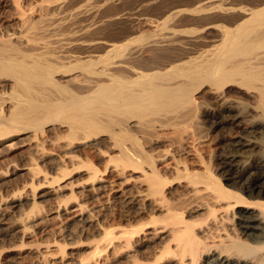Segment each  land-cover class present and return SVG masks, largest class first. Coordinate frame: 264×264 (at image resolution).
Instances as JSON below:
<instances>
[{"label":"bare ground","instance_id":"6f19581e","mask_svg":"<svg viewBox=\"0 0 264 264\" xmlns=\"http://www.w3.org/2000/svg\"><path fill=\"white\" fill-rule=\"evenodd\" d=\"M252 1L253 2H251V3L249 2V5H248V3H246V5H244V4L241 5V4H239V2L237 3L236 0H202V1H200L196 5V7H194L193 9H190V11L192 10L190 13V15H192V16L187 15L188 16L187 18L194 20L195 23H196V21L200 20V25H199V23L197 24L200 27L194 26V29L191 27L193 29L192 33H187V31L190 30V28L189 29L187 28L188 30L186 28H184V29L181 28L180 25L182 23L179 21L180 19H177L178 16L181 15L182 13H184V11H186V10L174 9L171 7L167 8L166 7L165 9L162 10V12H160L161 15H163V17L159 18L155 22L156 28L155 29L153 28L154 30L151 29V30H153V33L149 32L148 35H144L143 34L144 28L142 29L140 27L142 29V30L140 29L141 32L142 31L143 32H142V34H139L140 30H139V27L137 26V27L131 28L130 31L128 29L127 31H129V32L127 34L119 37L115 41H112L110 39H105V38L100 37V36L99 37L89 36L88 34H90L91 30H93V29L96 30L95 27L98 26V27L102 28L103 24H106L107 22L109 24L110 22H112L111 20H113L114 18L119 19L120 16L117 17V15H116V17L115 16L110 17V16L106 15L107 17H109V18H106L104 15V18H103L102 15H99V12L101 13V11H99V8H96L97 6L96 7L89 6L88 9L87 8L84 9L81 7L80 8L75 7L76 8L75 10H73L71 12L68 11L69 15L73 17V18H70V17L69 18L73 19L72 24L75 22L74 21L75 18H78V20L81 24L77 25V23H76V27L74 26L75 29L72 28L73 26L72 27L70 26V29L71 30L73 29L72 33H68L70 31L68 30V32H67L65 30L66 28L62 29L64 27L60 28V30H64V31H66V33L71 34V35H69V37H67V40L65 38V40H66L65 42L62 40L60 41V42H63V43H61L62 44L61 47L64 49V51H67L68 49H70L69 50V52H70V51H72V50L74 51L76 49V48L74 49L73 47H78V48L82 47L84 49L85 48L89 49V47H90L89 50H92V48H91L92 45H97V46L100 45V47H102L100 49L101 50L104 49V51H103L104 53L100 50V52H102V54H100L98 52L99 54L97 55V53H96L97 50H96L95 51L96 55H95V53L92 55L90 52V55H83L82 56V55L78 54V53H82V51L80 52V49H79V51H77L78 49H76L75 54L74 53L73 54H70V53L65 54V52L62 49H60L59 53H61L60 51L62 50L64 53L62 56L64 58L68 59L65 61L63 60V58L61 60V57L59 55L56 56L55 55L56 52L54 50H52V53H50L51 52L50 50L52 49V47H55V45H56V47H58L59 45H57V44H60V42L59 43L56 42L57 44H55L52 47L48 46V45L45 46L44 45L45 42H44V44H41V45L42 46L44 45L45 47L44 48L42 47L41 48L42 50H41L40 48H37V46H35V45H39V44L37 42H34L35 39L34 40L32 39V38H34L33 36H30L29 39H26V36H27L26 33L28 32L27 27L30 26L29 27L30 30H31V28H33V30L35 31L39 26L38 25L39 22L41 23L42 20L40 21V19L42 17L39 18V20L35 19L38 23L35 20L31 21V22H33V23H31L29 21V20H31L30 19L31 17H28V14H27L26 16L29 18L28 19L24 15V17L26 18L24 21L25 22L29 21L31 23L30 24L29 22H27V23H29V25L27 27L25 26L27 32L25 33L26 36L25 35H24L25 37L23 36L25 38L24 41L27 42V40H29V41L31 40L34 42L33 43V42L28 41L24 45L29 46L30 45L29 43H31L35 46V47H33V45H31V47H33L34 49L35 48L39 49L42 52L44 50V52L43 53L42 52L37 53L36 51L34 52V53L39 54V55H36V54L31 55L33 53L25 54L24 52H22V49H21V51L19 49V48H22V46L16 47L15 43H17V42H15V40H14L15 43L11 42L12 37L11 38H10V36L5 37V38L2 37L3 38L2 41H1V37H0V41H1L0 42V80H1L0 82L2 83V81H3V84L4 83L9 84L8 86L11 88V90H9L10 92L9 93L7 92L8 94L6 93L7 94L6 96H9V97L6 98V96L4 95L6 98L5 100H8L9 104H6L4 102L5 101L4 100L3 101L5 103L4 108H3V105L0 107V146H4V148L6 147L9 150H11L10 148H12V147L15 148V146L17 145V142H19V143H21V142L20 141H17V142L13 141V142L6 144L7 141H10L9 140L10 136L13 137L14 134H17L20 131L31 130L32 132L30 131L29 134L31 135V133H32V136L34 138L31 136L30 137L33 138V140H34L35 138L38 137L39 134H43L44 131H47V129H46L47 124L48 125L53 124L59 128L58 129L59 133H60V130H62L63 133L60 134L61 137H58L60 135H57L56 138L58 137V139L60 141V138H62V136H64L65 142L67 141L65 143V146H67L68 149L62 150V148L65 147L64 144L61 143L62 141L64 142L63 139H61L62 140L61 142H59L56 139V143H57V141L59 142L58 143L59 153H57L54 149V151H53L54 154L51 153V154H53L52 155L53 158L50 156L51 154L49 155L48 152L44 151L47 148L43 147L44 143L42 144V142L43 141L45 142L46 139H41L40 141H38V139H36L34 146H31L33 144H31L29 146V144L31 143L30 142L28 144V146H29L28 149L34 148L35 151H37L39 153V154H37V152H35L36 153L35 155L36 156L39 155L41 158L40 160H42V158H43V160L46 159L45 161H48L47 158L48 159H55V160H57V158H59V160L62 161L65 158L66 160L68 159V161L70 160L71 162H73L74 160H78L77 158L79 157V156L75 157V159H74V156L77 155V153L75 154V152L80 151L78 149H77V151L74 150V148L77 147L79 142L82 141V143H83V141L84 142L86 141L89 143V145L91 144L90 146H92V147L96 146L97 144H102V143H98V141H97L98 139L96 140V137L97 136L99 137L100 134L105 133L107 136L106 138H108L110 141H112V143L110 142L111 143L110 148L112 149V151H110L111 150L110 149L109 154H111L110 152H113V153L117 152V154L110 155L109 158L111 160L108 159V160H105V162L111 161L112 164H117L118 166L123 167L122 170H124L125 167H127V166L133 167V169L131 168L132 171L135 170V168H140V171H139V169H136V171L138 170L140 172V174H138V177H139V175H141L144 179L143 181L147 183L146 184L144 182H141L142 184H146L145 187L147 188V192H146L147 194H145V199L146 198L148 199V197L150 198V196H152L153 197V199L151 198L152 200L155 201L154 197L157 199V201L163 200L164 205L166 204L167 207L172 208L171 203L168 204V202L163 199V198H165V195L168 192L167 191L165 193V191H166L165 187L166 188L168 187L167 182H170V180L168 181V178L166 175H165V177L167 179L166 178L164 179L163 178L164 175H162V173H159V171L161 172V170H162V166H165L166 168H167V166L164 165V163L162 162L163 165L161 166V164H160L161 170H159V167L157 166V163H158L157 161L159 159L156 160V158H154L155 156H153V154H150L151 152L150 153L148 152V149L145 145L148 143H150V144L153 143L152 140H154L156 138L154 135L160 131L159 129L162 130L163 127H165L167 125L171 126L173 129H171V128L170 129L174 130L173 132H175L174 134L176 136L174 135L175 137L173 136L174 137L173 140H170V141H177L182 145L184 143L187 144L189 138L195 139V137L203 136L202 135L203 130H202V134H201V130H200L202 128V126H200V129H199V127H197V129H193L194 127L191 128V130H189V129H190V127H192V125H194L193 120L195 121V125H198V121H199L198 117H200L202 115L200 113L202 112L201 110L205 106V105H203L205 101L202 99V95L203 94L206 95V93L212 94L213 97H215L216 104H218V106L217 107L216 106H214V107L209 106L208 108H206L205 109L206 113H204L205 115L207 113L208 114L211 113L212 117H219L222 115L226 116V117L232 116L233 118L232 117L231 118H232L233 122L238 123L240 121L239 118H241L240 113L243 111L242 109L245 108L246 105H250L249 108H251L252 112L254 111L255 115L261 116L259 118L260 119L262 118L263 120L262 119L261 120L264 121V0H252ZM52 3H54V2H51V4ZM107 3L109 4L108 1H107ZM49 4H50V1H49ZM49 4H48V7L50 6ZM68 4H70V3H68ZM102 4H103V2H102ZM41 5H43V4H41ZM53 6H50L49 9L54 10L53 8L55 6L54 7ZM72 6H73V4H72ZM84 6H86V5L84 4ZM100 6H98V7H100ZM51 7H53V8H51ZM56 7H57V5H56ZM44 8H45V6H44ZM60 8H62V7H60ZM57 11H59V10H57ZM53 12H56V11L54 10ZM20 13H21V11H20ZM68 13L66 12V14H68ZM127 13H128V11H127ZM127 13L125 12L124 13L125 16H124V14H123V16L124 17L128 16ZM23 14H25V13H23ZM53 14H55V13H53ZM129 14H130V12H129ZM61 15L63 17V13ZM51 17H53V16H51ZM56 17H59V16L56 15ZM131 17H132V15H131ZM141 17H143V16H141ZM48 18H49V16H48ZM48 18H46V21ZM22 19H24V18H22ZM54 19L52 18V22H54L53 21ZM58 19H60V18H58ZM78 20H76V21H78ZM139 20L141 21L140 25L142 23V26H143V24L145 23V21L147 19L145 18V20H144L142 18H139ZM185 20H187V19L185 18ZM34 21H35V23H37L36 25L34 24ZM63 21H64V19H63ZM63 21H61V24L59 23L58 25L56 24L57 22L56 23L54 22V23L58 27H60L63 25V23H64ZM65 21H66V19H65ZM136 21H138V20H136ZM216 21L217 22L221 21V23H216ZM177 22H179V23H177ZM148 23L149 22H147V24ZM70 24H71V22H70ZM108 24H107V26H108ZM24 25H26V23H24ZM46 25H49V24L47 23ZM74 25H75V23H74ZM99 25H101V26H99ZM36 26H37V28H34ZM67 26L69 28V25H67ZM192 26H193V24H192ZM216 26L218 28H220L219 31L217 30V33L219 34V35H217V36H219V38H217V40H216V38L213 39L214 36H216L213 33V29L214 28L217 29ZM111 28H112V25H111ZM40 29L36 30L37 31L36 33H38L40 30L41 31L40 33H42L41 35H44L45 32L48 31V28H47V31L42 30V28H40ZM30 30H29V32H30L29 34L33 35L31 33H34V31L31 32ZM97 30H98L97 31L98 33L101 32V30H99V28ZM185 31H186V33H185ZM102 32H103V30H102ZM40 33H38V34H40ZM123 33H125V32H123ZM22 34H24L23 31H22ZM68 34H63L62 37H64V35L66 37V35H68ZM91 34H93V33H91ZM28 36H27V38H28ZM58 36H59V34H58ZM88 36L93 37L94 39L89 38ZM117 36H115V37H117ZM19 37H22V36H19ZM95 37H97V38H95ZM22 38H21V40H22ZM48 39H50V38H48ZM21 40H20V42H21ZM45 40H47V39H45ZM211 41H213V42L217 41L218 43L214 44L212 42L210 44ZM203 42H204V44L207 43L206 44L207 46H209V45H212V46L211 47L209 46V48L207 47L205 49H202V48L198 49L199 44L201 46V44ZM208 42H209V44H208ZM19 44L17 43V45H19ZM51 45H53V44H51ZM27 46H26V48H27L26 51L28 50V48L33 50V48H31L30 46L29 47H27ZM48 47H51V48L49 49ZM56 47L54 48V49H56V51H58V49L61 48L60 46L58 48H56ZM82 48H81V50H82ZM30 49L28 50V52H32V51H30ZM88 49L87 50L85 49L84 52H86V51L88 52ZM23 51H25L24 48H23ZM48 52L50 53L49 57L52 56L51 60L55 58L54 62H53V60L51 61L50 58H48V54H49ZM46 53H48V54H46ZM40 54H43L44 56L47 55V58H44L43 55H42V57H43L42 58ZM51 54L55 55L56 57L59 56L60 58L58 57L57 60L60 59L61 61L57 62L56 57L51 55ZM84 54H86V53H84ZM66 61H68L67 64H66ZM76 69H78V71H76ZM72 70H74V72H72ZM62 73H64V74H62ZM59 74H61V75H59ZM231 87H235V90H237V92L240 93V95L237 94L236 99H233L234 97L233 98L231 97L232 99L230 97H228V92L230 91ZM0 95H1V93H0ZM235 95H236V93H235ZM238 95L240 96L239 99H238ZM1 96H3V94ZM0 102H2V101H0ZM1 104L2 103H0V105ZM246 107H248V106H246ZM251 115L253 116L254 114H251ZM257 116H255L256 119L258 118ZM187 119H189V120L191 119V122L187 121ZM184 120H185V122L186 121L187 122L184 123ZM188 122L190 124L192 122L193 123L191 126L188 127V124H187ZM199 122H201V120ZM237 123H236V125H237ZM53 125H52V128L55 127ZM187 128H189V129H187ZM48 130H49V128H48ZM157 130H159V131L157 132ZM56 133H57V131H56ZM29 134H28V136H29ZM165 134H166V132H165ZM170 134H172V133L170 132ZM238 134H240V133H238ZM263 134H264V132H263ZM159 135H160V132H159ZM153 136L155 137L154 139H152ZM30 137H28V138H30ZM3 139H4V141H1ZM5 139H7V140H5ZM21 139H23V138H21ZM24 139H26V137ZM203 139H204V137H203ZM99 140H100V138H99ZM104 140H106V139H103V141ZM109 140H107V142ZM158 140H161V139H158ZM158 140H156L157 144H158ZM260 140H261L260 143L255 145V147H257V149H258V147L260 148L261 153H259V154H261L262 156H261L260 160H257L258 161L257 163H254L252 165L246 164V163H251V162H249L250 160L249 161L245 160L246 163H243L245 161H242L240 159V156H238V154H236L234 152H233V154H231V153L230 154L228 153L226 155L224 154L225 157H224L222 162L225 165V167H228V169L230 170V175L224 177L225 181L220 179L219 178L220 176L212 174V172L209 170V168L206 169L207 171L206 170H205V172L203 171V173L194 172L193 171L194 168L192 169L193 172H191L190 170H188V172H187V170H184L186 173L183 174L182 178L183 177L187 178V182H185V183L189 184V187H190V184L195 186L193 191H194V193L197 191L196 196L199 195L198 193H201V195H203V192H204V195L206 196V198L208 197L210 200H212V204H210L211 201H209V204L206 205L207 213H209L212 217V219L210 217V219H211L210 221H208V222H207V220L203 221L205 218L200 219V220H196V221L190 220L191 218L188 219L184 214L185 212L182 213L183 211L182 212L180 211L181 214H178V213H176L177 211H174V210L171 211L172 209L171 210L167 209L168 211L167 210L166 211H167V214L170 217V219H168V221H166L167 223H164V224H168V225H163V226H161L162 228L159 227L160 228L159 231H158V229H159L158 227H156V226L152 227L147 223H143L145 225L141 224V226L138 225L139 227L136 226V227L129 229V230L119 229V231L121 230V232H122V233L120 232L121 235H118L120 233L117 231L118 230L117 228H110V230L114 229V231L113 230L110 231L109 229H108L109 231H107L105 229L104 231H107L106 236H102L104 234V231L102 230L103 234L101 233L102 234L101 237H104L107 240V242L104 241L105 245H103V246H101L103 244V243H101L100 244L101 248L99 246L95 247L97 250H98L97 247H99V250H102L103 248H105V252L103 249V251L101 253L99 252V255H98V251L95 249L97 252V255L92 254V256L95 255V256H97V258L92 257V258H94V259H92L91 257H88L86 259L87 261L80 262V264H82V263L83 264H96V261H98V259L100 260V258L103 257L104 255H106V257H108V255L112 254L111 252H119V249H122L124 247V245L126 248H123L125 250L122 249L124 252L121 251L120 254L122 255L124 253L125 255L131 256L130 259H133L134 254H135V256L138 255V253L136 251H138V249L142 245H144L145 242H147L145 239H142V237H140V236H142L140 234H147V235H151L150 237H152V236L155 237V236H158L159 232L165 233L168 236H172V239H173L172 245H174V248L172 247L173 248L172 249L170 247V244H167L168 246H166V247L164 246L165 248H163V251H161L162 253L160 252V254L162 256H166V255L169 256V259H165L166 261L168 260L166 262V264H199V261L202 258L204 259V260L202 259L204 261V264L205 263L206 264H264V181L262 180L263 176L260 174V169H261L262 165H264V136H263V138H260ZM21 141H23V140H21ZM49 141H51V140H49ZM54 141H52L53 145H54ZM161 141H163V140H161ZM232 141L234 142V143L232 142L234 146H236V145L239 146L242 144L245 145V142H243L240 138H236L235 140L232 139ZM104 142L107 143L106 141H104ZM199 142L200 141H198V143ZM248 142L246 143L248 145L252 143V141H248ZM56 143H55V145H56ZM253 143H254V141H253ZM13 144H15V146H13ZM108 144H109V142H108ZM55 145L53 146L54 148H55ZM81 145H83V144H81ZM86 145H88V144H86ZM56 147H57V145H56ZM67 147H65V148H67ZM195 147H197V146H195ZM195 147H194V149L196 150V153H197L198 150ZM2 148L3 147H0V156H3L2 153H4ZM99 148H98V150H99ZM172 148L173 147H171V149ZM82 150H84V149H82ZM94 150H95V147H94ZM177 150H178V148H177ZM62 151L64 152V154ZM72 151H74L75 155H72V153L70 154V152H72ZM84 151H87V149H85ZM90 151H92V149ZM104 151H106V150H104ZM104 151L102 153L104 155H107L108 149H107L106 153H104ZM166 151H169V150H166ZM21 152H22V150H21ZM101 152L99 150V152H98L99 155L100 154L102 155ZM33 153H34V151H33ZM83 153L85 155L86 152H83ZM80 154H78V155H80ZM92 154H93V152H92ZM92 154H90L91 157H92ZM94 154L96 155V153H94ZM54 155H56V156H54ZM91 157H89V158H91ZM158 157H159V155H158ZM86 158L89 159L88 157H86ZM86 158H85V160H87ZM98 158H101V157H98ZM0 159H2V158H0ZM33 159L35 160L36 158H32V160ZM80 159L81 158H79V160ZM95 159H97V158L95 157ZM95 159H93V160H95ZM79 160H78V162H79ZM81 160L83 161V158ZM68 161L66 162V164H65V162L62 161V165H63V163L65 164V165H63V167L64 166L67 167V165L69 166ZM200 161H202V160H200ZM36 162L33 161V162H30L29 164L24 163L26 165L20 166L21 169L25 170L30 175L29 179L31 180L32 184H34L35 182L40 184V181H42L43 184L45 182L50 184V181H52L53 178H58L59 176L61 177V175H60L61 169H58V171L60 170L59 171L60 173H58V177H56L55 175L53 177V175H52V177L49 180L48 176H50V175H48V174H50V173L47 174V172H46V174H45L43 172L44 174L42 175L41 174L42 171L40 168L41 166L39 167L38 166L39 163L38 162L36 163ZM52 162H53V160H52ZM88 162H89V160H88ZM83 164H84V166H86V169L89 168V171L92 170L91 168L94 165L93 163L90 164V162L86 164L85 161L80 163L81 166H83ZM179 164H180V161H179ZM179 164L177 161V163L174 165L179 166ZM16 165H18V164H16ZM78 165H79V163H78ZM107 165H106V168H108L111 165V163L108 167H107ZM58 166L59 165L57 164V168H58ZM72 166L74 167V164ZM111 166L114 168H112ZM111 166L110 167L112 169H115V165L114 166L111 165ZM178 166L176 168L178 169V171H180L179 170L180 168ZM184 166H185V168L187 167L186 165H184ZM165 167H163V170ZM14 168H16V166H14ZM182 168H184V167L182 166ZM94 169H97V168H94ZM94 169L92 172L89 173V175L91 177V183H90L91 190L90 189L89 190L95 192V190L98 191L99 189L102 188V181L104 179H103L102 175H101L102 178L100 177V175L98 176V174H99L98 173L99 171L97 172L98 169L97 170H94ZM116 169H117V167H116ZM86 171H88V169ZM101 171H103V170H101ZM101 171H100V173H101ZM105 171H107V170L105 169ZM178 171H176V172H178ZM6 172H4L5 174H2V172H1V175H3V176L0 175L2 180H3V178H5V176H7ZM56 172L57 171H55L54 173H56ZM179 173L181 174V172H179ZM176 174L179 175L178 173H176ZM179 177H180V175L177 176V180ZM184 178H183V180H185ZM55 180H58V179H55ZM59 180H60V178H59ZM180 180L183 181L182 179H180ZM58 181H56V182L58 183ZM171 183H169V184H171ZM65 184H62L61 187L63 185L65 187L66 186ZM186 184H185V186H186ZM199 184L200 185L204 184V186H203L204 188L202 187L204 191H202V189H200L198 187ZM52 185L54 188L53 183H52ZM104 185L105 184H103V187H104ZM232 185H234L233 188L231 187ZM25 186H27V184H25ZM185 186H183V187H185ZM170 187H171V185H170ZM192 187H191V189H192ZM35 188H37V187L35 186ZM41 188H42V186H41ZM41 188L39 187V189H41ZM59 188H60V186H59ZM88 188H89V186H88ZM140 188H141V186H140ZM84 189H86V187ZM167 190H168V188H167ZM32 191H34V190H32ZM53 191H55V190H53ZM49 192H51V191H49ZM123 192L124 191L122 190L121 193H123ZM141 192H142V190H141ZM37 193H38V191H37ZM53 193L57 194V192H53ZM105 193H107V192L105 191ZM142 193H145V192H142ZM142 193H140V195H142ZM35 194L33 193L32 196H34ZM40 194L41 193H39V196H40ZM35 196L34 197L30 196V197L33 198V200H35L36 199ZM120 196H122V194ZM133 196H137V195L133 194ZM146 196H148V197H146ZM92 197H93V195H92ZM125 197H128V196H125ZM140 197L142 198V196H140ZM15 198H16V196H15ZM98 198H100V197L98 196ZM108 198H109V196H108ZM136 198H135V200H136ZM14 201L15 200H13V202ZM141 201H143V199H141ZM157 201H155V202L157 203ZM99 202H100V200H99ZM33 203L36 204L37 201L35 200V201H33ZM121 203H122V201H121ZM144 203H145V201L143 202V204ZM199 203H200V200H199ZM16 204H17V202L15 203V205ZM66 204H68V203H66ZM125 204H126V208H127V203L125 202ZM160 204L162 207V201L160 202ZM61 205L58 207L60 208L63 205L66 206L65 204H63L62 206ZM84 206L86 207V209ZM138 206H139V204H138ZM197 206H200V205H197ZM58 207H57V209L59 210ZM133 207H135V206L133 205ZM66 208H67V206H66ZM66 208L64 207L65 210H66ZM98 208H99V206H98ZM38 209H40V208H38ZM64 209L62 208L60 210H64ZM87 209H88V207L86 205H83L80 202H76L74 204V210L73 211H76V213H77V215H75V216L76 217L78 216L77 219H79L81 222H83V224L88 223L90 221L89 215H90L91 220H92L93 215L89 214V213H92L94 210H92L90 212V209H88L89 213H87V211H86ZM138 209H140V208H138ZM68 210H69V207H68ZM95 210H96V208H95ZM4 211H7V210H4ZM169 211H171V212H169ZM32 212H33V210H32ZM71 212H72V209H71ZM186 212H188V211H186ZM7 213H9V212H7ZM37 213H39V212H36V213L33 212L30 214H35V218H36ZM57 213L60 216L59 211H57ZM64 213H67V212H64ZM5 214H6V212H5ZM61 214H62V212H61ZM72 214L74 217V213H72ZM1 215H3V213H1ZM38 215L39 214H37V216ZM58 215H57V217H58ZM70 217H72V215H70ZM70 217L68 216L67 218L66 217L65 218L67 220ZM201 217H202V215H201ZM27 218L25 220L28 222ZM29 218H30L29 220H31V217H29ZM23 219H24V217H23ZM21 220H22V218H21ZM21 220H19V221L25 225L26 224L25 220L23 221L24 223ZM70 221H68V222H70ZM64 222H65V220H64ZM92 222H93V220H92ZM60 223H62V222H60ZM65 223H67V222H65ZM70 225H71V223H70ZM60 228H59V230H61ZM92 228H94V227H92ZM115 229H117V230L115 231ZM213 229H214V231H212ZM208 231L210 233H214V235L212 236L210 241L203 239L204 235H205V237L207 236L206 234L208 233ZM209 235H212V234H209ZM164 237H166V236H164ZM167 239H168V237H167ZM207 239H208V236H207ZM121 246H123V247H121ZM109 251H111V252H109ZM115 254H116L115 257L116 256L121 257V256H119L120 255L119 253H118V255H117V253H115ZM167 256L164 258H167ZM112 258H113V256H112ZM162 258L163 257H161V259ZM110 259H111V257H110ZM110 259H107V260L110 261ZM136 259H137V257H136ZM133 260H135V259H133ZM113 261H115V259ZM155 261L154 262L149 261V262L152 264L153 263L158 264ZM137 262H139V261L138 260L133 261V264L134 263L137 264ZM159 262L161 263V261H159ZM143 264H147V261ZM164 264H165V262H164Z\"/></svg>","mask_w":264,"mask_h":264},{"label":"rangeland","instance_id":"374dc122","mask_svg":"<svg viewBox=\"0 0 264 264\" xmlns=\"http://www.w3.org/2000/svg\"><path fill=\"white\" fill-rule=\"evenodd\" d=\"M49 1H50V4H49ZM107 1L109 2V4L107 3ZM200 1H202V0H94V1L93 0H17V1L16 0H0V37H1V41L5 37H9V36H10V38L12 37L13 39L11 38V42L12 43L17 42L18 44L20 43L19 45H17V43H15L16 45L15 44L14 45L16 47L17 46L18 47L22 46V48H19V49H20V51L22 49V52H24L25 54H31V53H33L31 55H34V54H36V53H34L35 51L37 53H40L42 51H40L39 49H36V48L34 49L33 47L37 46V48H40L41 49L42 47L44 48L47 45L52 47L55 44L59 43L61 40L65 42L67 40V37H69V35H71V34H68V33H72L73 32V29H75L76 23H77V25L78 24H81L79 22L78 18H75L74 19L75 25H74V23L72 24L73 19H70V18H73V17L69 15L68 11L71 12V11L75 10L76 9L75 7H77V8L78 7L79 8L81 7V8H84V9H86V8L88 9L89 6H92V7H96L97 6L96 8H99V11H101V13L99 12V15H102L103 18H104V15H105L106 18H109L107 16H110V17H113V16L116 17V15H117V17L120 16L119 19L118 18L117 19L114 18L115 19V20L113 19L114 21L113 20H111L112 22L109 21L110 22L109 23L110 25L108 24V22L106 24H103L102 25V28L103 29L101 27H98L97 26L99 28V30H101V32H99V33L97 32L98 31L97 30L98 28L95 27L96 30H94V29L91 30L90 34H88L89 36H93V37L94 36H97V37L100 36V37H103L105 39H110L112 41H115L119 37L127 34L130 31L131 28H134V27H137V26L139 27V30L141 28L142 29L144 28V30H143L144 32L142 31L143 34L144 35H148L149 32L150 33H153V30L156 28L155 27V24H156L155 22L159 18H162L163 17V15H161L160 12H162V10L165 9L166 7L167 8L168 7H171V8H174V9H181V10L183 9V10H186V11H184V13H182L181 15H179L177 19H180L179 21L183 24V25L181 24L182 26L180 25L181 28H183V29L184 28H186V29L187 28L188 29L190 28V30L187 29L189 32L186 29L185 30L187 31V33H192V31L194 29V26L195 27H200L199 26L200 25V20H198V21L195 20L196 21V23H195L194 20H192L190 18H187V17L188 16H192V15H190V13L192 11V10L190 11V9H193L194 7H196V5ZM246 1L247 0H236V2L237 3L239 2V4H241V5H243V4L246 5V3H248V5H249V2L250 3L253 2L252 0H248L247 2ZM51 2H54V3L56 2L55 4L52 3L55 7L51 4ZM102 2H103V4H102ZM47 3L50 6H53L54 8L53 7H51V8H53L56 12H53L54 10L49 9L50 6L48 7V4ZM68 3H70V4H68ZM39 4L40 5L43 4V5L40 6ZM72 4H73V6H72ZM84 4L86 6H84ZM56 5H57L58 8L56 7ZM44 6H45V8H44ZM98 6H100V7H98ZM60 7H62V8H60ZM55 8L57 10H59V11H57ZM20 11H21V13H20ZM127 11H128V13H127ZM52 12L55 13L56 15H58L59 17H56V15L53 14ZM66 12L68 14H66ZM125 12L128 14V16H126V17H124L125 16V14H124ZM129 12H130V14H129ZM23 13H25V14H23ZM62 13H63V17L61 15ZM27 14H28V17H31L30 18L31 20H29L30 22L33 21V20H35V19L36 20H39V18L42 17L40 19V21L42 20L41 23L39 22V24H38L39 26L37 25L38 28H37V26L34 27V28H37L36 30L42 28V30H44V31H47V28H48V31L45 32V34L43 33L44 35H41L42 34V33H40L41 32L40 31L41 29L38 32L40 34L36 33L37 31L36 30L34 31L33 28H31V30H30V28H29L30 26H28L30 22L29 21H26V22L24 21L26 18H28L26 16ZM65 14L67 16L68 15L69 16L67 17ZM123 14H124V16H123ZM24 15H25L26 18L24 17ZM131 15H132V17H131ZM48 16H49V18H48ZM51 16H53V17H51ZM141 16H143V17H141ZM22 18H24V19H22ZM46 18H48L49 20L47 19V21H46ZM52 18L53 19L55 18L53 21L55 23L57 22L56 23L57 25L59 23L61 24V21H63V19H64V21H63L64 23L62 22L63 25L60 26V27H58L54 22H52ZM58 18H60V19H58ZM139 18H142L144 20H145V18L147 19L145 21V23L143 24V26H142V23L140 25V22L141 21L139 20ZM185 18L188 21L185 20ZM65 19H66V21H65ZM76 20H78V21H76ZM128 20L129 21L131 20V21L129 22ZM136 20H138V21H136ZM35 21H34V24L36 25L38 22L36 21L37 23H35ZM27 22H29V23H27ZM70 22H71L72 25L70 24ZM147 22H149V23L147 24ZM24 23H26V25H24ZM31 23H33V22H31ZM47 23L50 26L49 25H46ZM177 23H179V22H177ZM191 23L193 24V26H192ZM198 23H199V25H197ZM216 23H221V21H218V22L216 21ZM107 24H108V26H107ZM67 25H69V28H68ZM111 25H112V28H111ZM25 26L26 27L28 26L27 27V31L28 32L26 31V27ZM70 26L71 27L73 26L72 27L73 28L72 30L70 29ZM99 26H101V25H99ZM61 27H64L62 29H65L66 28L65 30L67 32L69 30L70 32L66 33V31L60 30ZM128 29H129V31H127ZM151 29H153V30H151ZM219 29L220 28H218V27H217V29L216 28L213 29V33H214V35H216V36H214L213 39L216 38V40H217V38H219V36H217V35H219L217 33V30L219 31ZM21 30L23 31L24 34H22V31ZM29 30L31 32L34 31V33H31L33 35H30L29 34L30 33ZM102 30H103L104 33L102 32ZM141 30H140V33L138 32L139 34H142ZM186 31H185V33H186ZM123 32H125V33H123ZM25 33H26L27 36L29 35L28 38L25 35ZM62 33L63 34H68V35H66V37H65V35H64V37H62L63 36ZM91 33H93V34H91ZM58 34H59V36H58ZM24 35L26 36V39H29L30 36H33L34 38H32V39L33 40L35 39L34 42H37L39 44V45H35V46L33 44H31V43H29L30 45L28 44L30 47H31V45H33V47H31V48H33V50H31L30 48H28V50L30 49V51H32V52H28V50L26 51V49H27L26 46L27 45H24V44L27 43L29 40H27V42H25L24 41L25 40V38H24L25 36ZM19 36H22V37L24 36L23 37L24 39L22 37H19ZM115 36H117V37H115ZM93 37H89V38H93ZM97 37H95V38H97ZM21 38H22V40H21ZM48 38H50V39H48ZM65 38H66V40H65ZM19 39L21 40L22 43L20 42ZM45 39H47V40H45ZM14 40H15V42H14ZM29 42H33V41L30 40ZM44 42H45V44H44ZM212 42L213 41H211L210 44ZM61 43H63V42H60V44H57V45H59L61 47V45H62ZM213 43L215 44V43H218V42L217 41H214ZM41 44H44L45 46L44 45L42 46ZM51 44H53V45H51ZM206 44L207 43L204 44V42L201 44V46L199 44V46H198L199 48L198 49H201V48L202 49H205L207 47L209 48V46L210 47L212 46V45L207 46ZM208 44H209V42H208ZM29 46H27V47H29ZM51 47H48V48L50 49ZM55 47H56V45H55ZM55 47H52V49L50 50L51 52L50 51L49 52L52 53V50H54L56 52L55 55L56 56L59 55L61 57V60H62V58H63L64 61L65 60H68V59H66V58H64L62 56L64 54L63 53L64 49L61 47V48L58 49V51H56V49H54ZM58 47H56V48H58ZM23 48H24L25 51H23ZM73 48L74 49L75 48L78 49L77 51H79V49H80V52L82 51V53H78V52L77 53L80 54V55H82V56L83 55H90V52L93 55L96 50H97L96 51L97 55L99 53L102 54V52L104 51V49L103 50L100 49V48H102V47H100V45L99 46L92 45V47H91L92 50H89L90 47H89V49L88 48H85L86 50L88 49V52L87 51L84 52L85 49L82 48V47H79V48L78 47H73ZM81 48H82V50H81ZM60 49L63 50V51L62 50L60 51L61 53H59V50ZM76 49L74 51L72 50L70 52H69L70 49H68L67 50L68 52L67 51H64V52H65V54H67V53L68 54L69 53L70 54H73V53L75 54ZM100 50L102 52H100ZM43 52H44V50H43ZM48 53H46V54H48ZM50 53L48 54V58H50V60H51V57L52 56L49 57ZM84 53H86V54H84ZM96 53H95V55H96ZM36 55H39V54H36ZM40 55L42 57L43 54H40ZM51 55H53V54H51ZM55 55H53V56H55ZM58 57H56V61L57 62H60L61 61L60 59L57 60ZM44 58H47V55L44 56ZM52 60L54 62L55 61V58L52 59ZM67 63H68V61H66V64ZM76 71H78V69H76ZM72 72H74V70H72ZM62 74H64V73H62ZM59 75H61V74H59ZM2 84H3V81L0 84V93H1V95L3 94V96L4 95L6 96L10 92L9 90H11V88L8 86L9 84L4 83L3 84L4 86ZM235 93H236V95H235ZM237 94L240 95V93H238L237 90H235V87H231L230 88V91L228 92V97H230V98L231 97L232 98L234 97L233 99H236L237 98ZM1 95H0V101H2V102H0V103H2V104L0 105V107L3 105V108H4V104L5 103L6 104H9L8 100H5L9 96H6V98H5V96L3 97ZM239 95H238V99L240 97ZM212 97H213L212 94H207L206 93V95L205 94L202 95V99L205 101L203 105H205V106L203 107V109L201 110L202 112L200 113V114H202L201 115L202 117L201 116L198 117V120L199 121L201 120L202 123L198 121V125H195V121L194 120H193L194 123L192 122L194 125H192V123L190 124L189 122L187 123L188 124V127L192 125V127H190V129L187 128L189 130H191V128H193V127H194L193 129H197V127H199V129H200V126H202V128L200 130H201V134H202V130H203V134H202L203 136H201V137H195V139L189 138L188 139V143L187 144L184 143L182 145V144H180L177 141H170V140H173V138L176 135L174 134L175 132H173L174 130H171L173 128L171 126L167 125V126L163 127L162 130L161 129H159L160 131L157 130V132L158 131L160 132V135H159V132H158V133H156L154 135L156 138L154 136L152 137V139L155 138L154 140H152L153 143H151V144L150 143L145 144L146 147H147V149H148V152L149 153L151 152L150 154H153V156H155L154 158H156V160H158V159L160 160V161L159 160L157 161L159 163V164L157 163V166L159 167V170H161L160 164L162 166L163 163H164V165L167 166V168L165 166H162L161 172L159 170L158 171H159V173H162V175H164V177H163L164 179L166 178L165 177V175H166L167 178H168V181L170 180V182H167V186H168L167 188H168V190L165 187V190H166L165 193L167 191L168 192L166 193L165 198H163V199L166 200L168 202V204L171 203V207L172 208L167 207L166 204L164 205V201L163 200H161L162 201V207H161V204H160L161 201H157V199L155 197H154V199H155V201H157V203L154 200H152L153 199L152 196H150V198L148 196H146V197H148V199L147 198L145 199V194H147L146 193L147 192V188L145 186H146L147 183L143 181L144 179H143V177L141 175H139V177H138V174H140V172H139L140 171V168H135V170L132 171L131 168L133 169V167H128L127 166V167H125L124 170H122L123 167L118 166L117 164H112V162L110 161L111 159L109 157H110V155L117 154V152H114V153L113 152H110L111 154H109V150L111 149L110 146H111L112 141H110L108 138H106L107 136H106L105 133L100 134L99 137L98 136L96 137V140L98 139L97 140L98 143H102V144H97L96 146H93L92 147V146H90L91 144L89 145V143L86 142V141L85 142L83 141V143H82V141L79 142L80 143V144L78 143L79 146L77 145V147H75L74 150L77 151V149H78L80 151L75 152V154L77 153V155L74 154V151L70 152V154L72 153V155H75L74 156V159H75V157H78V156H79L77 158L78 160H79V158H81V159L83 158V161L80 159L81 161L79 160V162H78V160H74L73 162H71L70 160L68 161V159L66 160L64 158V160H62V161L65 162V164H66L67 161L69 162V166L68 165H67V167L64 166L66 169L63 167V165H65V164L63 163V165H62V161L59 160V158H57V160H55V159H48L47 158L48 161H45L46 159L43 160V158H42V160H40L41 159L40 156L39 155L38 156L35 155L36 154L35 152H37V151H35L34 148L28 149L31 144H33L31 146H34V143L36 142V139H38V141H40L41 139H46L45 142L44 141L42 142V144L44 143L43 144L44 145L43 147L44 148H47L48 150L50 149V150L48 151L46 149L44 151L45 152H48L49 155H50L51 153L54 154L53 151L55 149V151L57 153H59L58 143L62 141L61 139L64 140L65 137L62 136V138H60V141H59L58 137H61L60 134L63 133V132H62V130H60V133H59V130H58L59 128L56 125H53V124H49L48 125L47 124V126H46L47 131H44L43 134H39L38 137L35 138L34 140H33L34 137L32 136V133H31V135L29 134L31 130L20 131V132L17 133L18 135L17 134H14L13 137L10 136L9 137V140L10 141H7L6 144L7 143H10V142H13V141H15V142L20 141L21 143L17 142V145L15 146L16 143L14 142L15 144H13V146H15V148L12 147V148H10L11 150H9L6 147L4 148V146H0V147H3L2 149L4 151V153H2L3 156H0V158H2V159H0L1 160L0 161V175H1V172H2V174H5L4 172L7 171L6 172V175L7 176H5V178H3V180L0 177L1 178L0 179V203H1L0 204V264H80V262L87 261L86 259L88 257H91V258L92 257H96L97 258V256H95V255H97V252H96L97 249L95 247L96 246H99L101 248V246L105 245V242L104 241L107 242V240L104 237H101V235L103 234L102 230L104 231L106 229L107 231H109L110 228H117L118 230L115 229V231L117 230L120 233L121 230L119 231V229H123V230L124 229L125 230L127 229V230H129V229H132V228H134L136 226L139 227V226H141V224L142 225H145L143 223H147V224H149L152 227L153 226H156L158 228L159 227L162 228L161 226L168 225V224H164V223H167L166 221H168V219H170V217L167 214V211L168 210H171V209H172L171 211H173V210L174 211H177L176 213H178V214H181L182 211H183L182 213L185 212L184 213L185 216L188 219L191 218L190 220H195L196 221V220H200V219H204L205 218L203 221H206V220H207V222L210 221L212 219V217H211V215L209 213H207L206 205L209 204V201H211L210 204H212V200H210L208 197H207L208 198L207 199L206 196L204 195V192H203V195L204 196L201 195V193H198L199 194V195H197L198 197L196 196V194H197L196 192L197 191L195 193L193 191L195 186H193V185L190 184V187H189V184H186L185 183V182H187V178H184L183 177L185 180H183V178H182L183 174L186 173L184 170H187V172H188V170H190L191 172L194 171V172L203 173V171L205 172V170L209 168V170L212 172V174H215L217 176H220L219 178L222 179L223 181H225V178L224 177L230 175V170L228 169V167H225V165L222 162L223 159H224V157H225L224 154L225 155L228 154V153L229 154L230 153L233 154V152H234V153L238 154V156H240V159L242 161H245V160L246 161H249L250 160L249 162H251V163H246V161H245L243 163H246L248 165H252L254 163H257L258 162L257 160H260V158H261L262 155L259 154V153H261L260 148L258 147V149H257V147H255V145H257L258 143H260V141H261L260 138H263V136H264V134H263V132H264V121H262L263 120L262 118H261L262 120L259 118L261 116L255 115L254 111L252 112L251 108H249L250 105H246L248 107L245 106V108L242 109L244 112L240 109L242 111L241 112L242 114L240 113V117L241 118H239V120L241 122L240 121L238 123L236 122L237 125H236V123L233 122V120H232L233 117L232 116H231L232 118L230 116L229 117H226V116H223V115L222 116H219V117H212L211 116L212 115L211 113H209V114L207 113L205 115L204 113H206L205 112V109L206 108H208L209 106H213V107L214 106H216V107L218 106V104H216L215 97H213V98ZM251 114H254V115L252 116ZM255 116L258 117L257 118L258 120L256 119ZM187 121H190L191 122V119L190 120L187 119ZM186 122L184 120V123H186ZM52 125L55 126L56 128L55 127L52 128ZM48 128H49V130H48ZM56 131H57L58 134L56 133ZM165 132H166V134H165ZM170 132L173 135L170 134ZM238 133H240V134H238ZM28 134H29V136H28ZM57 135H60V136H58L56 138ZM24 136L26 137V139H24L25 138ZM27 136L28 137L31 136L33 138H31V137L28 138ZM20 137L23 138V139H21ZM203 137H204V139H203ZM235 137L236 138H240L243 142H245V145L242 144V145H239V146H237V145L234 146L233 145L234 142L232 141V139L235 140L236 139ZM99 138H100V140H99ZM56 139L59 142L57 141V143H56ZM103 139H106V140H104L106 142H107V140H109L108 141L109 144H108V142L105 143L103 141ZM158 139H161L163 141L158 140ZM5 140H7V139H5ZM21 140H23V141H21ZM49 140H51V141H49ZM156 140H158V144L156 143L157 142ZM1 141H4V139L1 140ZM52 141H54V145L56 143L57 147H56V145H55V148L53 147L54 145H53V142ZM198 141H200V142L198 143ZM248 141H252V143L254 141V143L253 144L251 143L252 145L251 144L248 145V144H246ZM66 142L64 140V142L62 141L61 143H63L64 146H65V143ZM176 143L177 144L179 143L178 144L179 146ZM28 144H29V146H28ZM81 144H83V145H81ZM86 144H88L89 146L86 145ZM195 146H197V147H195ZM65 147H67V146H65ZM65 147L62 148V150L63 149L64 150L68 149V147L67 148H65ZM94 147H95V150H94ZM105 147L108 149L107 155H104L102 153L104 150H106V151H104V153L107 152V149ZM171 147H173V148L171 149ZM194 147L198 150L197 153H196V150L194 149ZM98 148H99L100 152L103 150L101 152L102 155L100 154L101 156L98 153L99 152ZM177 148H178L179 151L177 150ZM82 149H84V150L87 149V151H84ZM91 149H92V151H90ZM165 149L166 150H169V151H166ZM21 150H22V152H21ZM33 151H34V153H33ZM110 151H112V149ZM83 152H86L85 155H84ZM92 152H93V154H92ZM94 153H96V155L98 154L99 156L98 155L96 156ZM37 154H39V153L37 152ZM53 154L50 155L52 158H53V156H52ZM63 154H64V152H63ZM78 154H80V155H78ZM90 154H92V157H91ZM158 155H159V157H158ZM54 156H56V155H54ZM86 157H88V158L91 157V158L87 159ZM95 157L97 159H95ZM98 157H101V158H98ZM32 158H36L37 160L36 159L35 160L34 159L32 160ZM85 158L87 160H85ZM102 158L103 159L105 158V159L103 160ZM93 159H95V160H93ZM108 159H110L109 160L110 162L106 161L107 162L106 163L105 160H108ZM52 160H53V162H52ZM88 160H89L90 164L93 163L94 164L93 167L94 168H97L98 170L97 169H94L92 167L91 168L92 170L90 169L91 171H89V168H87L88 171H86L87 170L86 169V166H84V164H83L84 167L81 166L82 164L80 165V163L81 162H84V161H85L86 164L89 163ZM200 160H202V161H200ZM33 161L34 162L37 161L39 163V165L38 164L37 165L39 167L41 166L40 168H41V171L42 172L41 171L40 172H41L42 175L44 173L46 174V172H47V174L50 173V174H48V175H50V176H48L49 177V180L52 177V175H53V177H54V175L56 177H58V173H60V172H61L60 173L61 177L59 176L58 178H53V180H52L53 182L50 181V184H48L47 182H45L44 183L45 185H44L42 181H40V184L39 183H36V182L34 184H32L31 180L29 179L30 178V175L25 170L21 169L20 166H24L26 164H29L30 162H33ZM177 161H178V164H179V161H180L179 166L178 165H174V164L177 163ZM55 162L59 165L58 168H57V164ZM24 163H26V164H24ZM78 163H79L80 166L78 165ZM110 163L113 166L115 165V169H112L114 167H112L110 165ZM16 164H18L19 166L16 165ZM73 164H74V167L72 166ZM106 165H107V167L110 165L112 168L110 166L108 168H106ZM184 165H186L187 167L185 168ZM14 166H16V168H14ZM177 166L180 168L179 169L180 171H178V169L176 168ZM182 166L185 169L182 168ZM116 167H117V169H116ZM163 167H165L164 170H163ZM53 169L55 171H57V172L54 173L55 171ZM58 169H61V171L59 170L60 171L59 172ZM93 169L94 170H97V172L99 171L98 172L99 173L98 176L100 175V177H101V175H102V177L104 179V180L102 179L103 180L102 181V188L99 189L98 191L95 190V192L97 191L96 193L94 191H90L91 190V187H90L91 177H90L89 173L92 172ZM105 169L107 171H105ZM136 169H139V171L138 170L136 171ZM192 169H193V171H192ZM101 170H103V171H101ZM100 171H101L102 174L100 173ZM176 171H178V172H176ZM179 172H181L182 175ZM176 173H178L180 175L181 178L180 177L179 178L182 179L183 181H181L179 178L177 180V176H179V175H177ZM260 174L263 176L262 180L264 181V165H262V167L260 169ZM1 176H3V175H1ZM59 178H60V180H59ZM55 179H58L59 181L58 180H55ZM56 181H58L59 184ZM141 182H144L146 184H142ZM52 183L54 184V188H53ZM169 183H171V184H169ZM25 184H27V186H25ZM62 184H65L66 186L64 187V185H63L61 187ZM103 184H105L104 187H103ZM185 184H186V186H185ZM58 185L60 186V188H59ZM170 185H171V187H170ZM35 186L38 189H39V187L41 188V186H42V188L38 190L37 188H35ZM88 186H89V188H88ZM140 186H141V188H140ZM183 186H185V187H183ZM203 186H204V184L203 185H200L199 184L198 187L200 189H202V191H204L203 190V188H204ZM233 186L234 185H232L231 187L233 188ZM85 187H86V189H84ZM191 187H192V189H191ZM35 189L38 191V193H37V191ZM52 189L55 190V191H53ZM121 189L124 191L123 193H121L122 192ZM32 190H34L35 192L32 191ZM48 190L51 191V192H49ZM141 190H142V192H145V193H142ZM52 191L53 192H57V194L56 193L54 194ZM105 191L107 193H105ZM137 192L138 193L139 192L142 193V195H140V193L138 194ZM33 193L34 194L36 193L35 194L36 196L34 195L35 198H36V199L35 198L34 199L37 201L36 204L33 203V201H35V200H33V198H31V197H34V196H32ZM39 193H41L42 195L40 194V196H39ZM121 194H122V196H120ZM123 194L124 195L126 194L125 196H128V197H125ZM133 194L134 195H137V196H133ZM92 195H93V197H92ZM15 196H16V198H15ZM98 196L100 198H98ZM108 196H109V198H108ZM140 196H142V198ZM135 198H136L137 201L135 200ZM141 199H143V201H141ZM13 200H15L17 202L16 205H15L16 202L15 201L13 202ZM99 200H100V202H99ZM199 200H200V203H199ZM121 201H122V203H121ZM144 201H145V203L143 204ZM76 202H80L83 205H86L88 207V209H90V212L92 210H94L92 213H89L88 209L86 210L87 213L93 215V216L91 215L93 222L91 220L90 215H89L90 221L88 222L89 224L88 223L83 224V222H81L79 219H77L78 216L77 217L75 216V215H77V213H76V211H73L74 210V204ZM125 202L127 203V208H126ZM66 203H68V204H66ZM59 204L60 205L61 204L62 205L65 204L67 206V208L64 205L63 206L61 205L62 207L59 208L58 207V206H60ZM138 204H139V206H138ZM133 205L135 207H133ZM197 205H200V206H197ZM98 206H99V208H98ZM57 207L59 208V210L57 209ZM64 207L66 208V210L64 209ZM68 207H69V210H68ZM38 208H40L41 210L38 209ZM62 208L64 210H60ZM95 208H96L97 211L95 210ZM138 208H140V209H138ZM71 209H72V212H71ZM85 209H86V207H85ZM4 210H7V211H4ZM32 210H33L34 213L39 212V213H37V214H39L38 215L39 217L37 216V214H36V218H35V214H30V213H33ZM185 210L188 211V212H186ZM57 211H59L60 216L58 215ZM63 211L64 212H67V213H64ZM171 211H169V212H171ZM5 212H6V214H5ZM7 212H9V213H7ZM61 212H62V214H61ZM1 213H3V215H1ZM72 213H74V217L75 218L73 217V214ZM69 214L72 215L73 218L70 217ZM57 215H58L59 218L57 217ZM201 215H202L203 218L201 217ZM68 216L70 217L69 219L71 221L69 219L66 220V218ZM23 217H24V219H23ZM29 217H31V220H29L30 219ZM210 217H211V219H210ZM21 218H22V220H21ZM26 218H27L28 222L25 220ZM19 220H21L22 222L25 220L26 224L25 225L22 224ZM64 220L67 223H65ZM68 221H70V222H68ZM60 222H62L63 224L60 223ZM70 223H71V225H70ZM58 227L59 228L61 227L60 228L61 230H59ZM92 227H94V228H92ZM160 228L158 229V231L160 230ZM112 230L114 231V229H111L110 231H112ZM107 231H104V234L102 236H106V232ZM212 231H214V229ZM121 233L120 234L117 233V234L118 235H121ZM209 234H212V235H209ZM140 235H142L140 237H142V239H145L147 242H145L146 245L145 244L142 245L138 249V251H136L138 253L137 256H135V254L133 255L134 257L132 256L133 259H135V260L130 259L131 256L125 255L124 253L122 255L120 254L121 251L124 252L123 250H125V249H123V248H126L125 245H124V247L121 246V247H123L122 248L123 250L122 249H119V252H111V251H109L113 255L110 254V253H109L110 255H108V257H106V255H104L106 258L104 256L101 257L100 260L98 259V261H96V264H133V261H137V260L140 262V263L137 262V264L138 263L139 264H143L146 261H147V264L148 263L149 264H152L150 262H154L155 260H156L155 262L158 263V264L160 263L159 261H161L160 264H164V262L166 264V262L168 260L166 261L165 259H169V256L166 255L167 258H164L166 256H162L160 254V252L163 251V248H165L166 246H168L167 244H170V247L171 248L172 247L174 248V245H172L173 244L172 243L173 242L172 241L173 240L172 239V236H168L165 233H160V232L158 234L159 237L158 236H155V237L152 236V237H150L151 235H147V234H140ZM206 235L208 236V239H207V236L205 237V235L203 236V239H206L207 241H210L211 238H212V236L214 235V233H210L208 231V233ZM164 236H166V237H164ZM167 237H168V239H167ZM101 243H103V244L100 246ZM99 247H97L98 248V250H97L98 251V255H99V252L101 253L103 251V249H104V252H105V248H103L102 250H99ZM115 253H117V255L119 253L120 254L119 256H121L122 258L121 257H118V256L115 257V255H116ZM92 254H95V255L92 256ZM112 256H113V258H112ZM110 257H111L112 260L110 259ZM136 257H137V259H136ZM161 257H163V258L161 259ZM92 259H94V258H92ZM107 259H110V261H108ZM114 259H115V261H113ZM202 259H200L199 264H204V261H203L204 259L203 260ZM134 264H136V263H134Z\"/></svg>","mask_w":264,"mask_h":264}]
</instances>
